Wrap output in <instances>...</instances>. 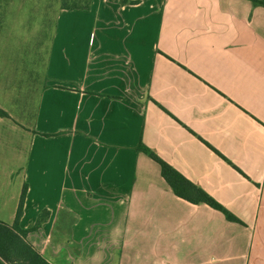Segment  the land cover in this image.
I'll return each mask as SVG.
<instances>
[{"label": "crops", "instance_id": "0c3cea01", "mask_svg": "<svg viewBox=\"0 0 264 264\" xmlns=\"http://www.w3.org/2000/svg\"><path fill=\"white\" fill-rule=\"evenodd\" d=\"M87 4L0 0V221L27 186L51 264H264V5ZM141 143L242 223L178 197Z\"/></svg>", "mask_w": 264, "mask_h": 264}, {"label": "trees", "instance_id": "16d2710c", "mask_svg": "<svg viewBox=\"0 0 264 264\" xmlns=\"http://www.w3.org/2000/svg\"><path fill=\"white\" fill-rule=\"evenodd\" d=\"M253 2L255 4L264 5V2H259L258 0H253ZM132 4H136V2H132ZM83 7L88 9L90 4H87ZM79 8L81 7H75L71 9ZM0 115L7 117V115L1 110ZM138 149L140 152L145 153L160 164L163 177L178 197L193 204H206L211 208L223 213L229 221L242 223L235 215L227 210L210 194L186 179L182 174L159 158L143 143L139 145ZM27 194L28 187L25 186L21 196L15 224L13 226H9L0 221V264H51L33 247V245H31L26 240L28 230H24L20 227V220L24 214V206ZM41 222L42 221H40L33 229L34 231L39 229Z\"/></svg>", "mask_w": 264, "mask_h": 264}, {"label": "rangeland", "instance_id": "374dc122", "mask_svg": "<svg viewBox=\"0 0 264 264\" xmlns=\"http://www.w3.org/2000/svg\"><path fill=\"white\" fill-rule=\"evenodd\" d=\"M88 0H65V6L68 7V8H75V7H81L79 9H86L84 8L83 6H85V3H87ZM31 23V21H30ZM57 21L54 22V26H53V29L56 25ZM64 22L62 23V28H67L66 26H64ZM48 33V32H47ZM48 36V35H47ZM45 36L43 37L44 39V44L46 45L47 44V41H48V37ZM32 37H29V40L31 41ZM37 39V38H36ZM36 50V49H35ZM29 52V50H28ZM5 157V152H4V149L2 147H0V158H4Z\"/></svg>", "mask_w": 264, "mask_h": 264}]
</instances>
